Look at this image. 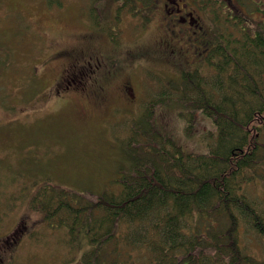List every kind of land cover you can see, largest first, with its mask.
I'll list each match as a JSON object with an SVG mask.
<instances>
[{
	"label": "rangeland",
	"instance_id": "1",
	"mask_svg": "<svg viewBox=\"0 0 264 264\" xmlns=\"http://www.w3.org/2000/svg\"><path fill=\"white\" fill-rule=\"evenodd\" d=\"M103 1L0 0V264H94L86 260L92 244L84 230L71 233L67 225L40 221L30 199L44 182L78 192L116 189V179L135 159L125 141L133 136L128 129L146 111L153 129L168 133L187 151H203L207 140L212 143L203 138L205 129L212 128L208 119L199 117L189 135L179 116V98L187 93L182 70L199 68L212 79L214 66L200 51L204 43L198 46L213 31L204 5L209 0H185L197 7L204 24L198 39L185 23L163 16L160 3L146 6L153 0H132L139 9L127 4L118 17V0L102 8ZM232 2L214 0L219 9L214 15L232 9L243 11L252 24L264 20L255 8L258 0ZM86 42L93 48L83 47V58L93 55L99 64L86 72L90 79H100L104 93H87L91 87H82L85 75L61 71L62 62L76 53L70 47ZM57 77L63 84L75 83L63 89L55 86ZM126 81L134 99L118 92ZM248 188L264 207V176ZM19 226L25 228L16 242H6ZM245 245L255 251L258 243L245 239Z\"/></svg>",
	"mask_w": 264,
	"mask_h": 264
},
{
	"label": "trees",
	"instance_id": "2",
	"mask_svg": "<svg viewBox=\"0 0 264 264\" xmlns=\"http://www.w3.org/2000/svg\"><path fill=\"white\" fill-rule=\"evenodd\" d=\"M204 5L213 21L206 60L212 79L198 69L182 72L187 93L179 116L189 135L199 117L212 123L203 134L212 138L206 150H185L153 129L146 111L129 129L133 136L125 141L135 159L116 189L78 192L44 182L31 195L40 221L84 230L92 244L87 261L264 264V207L248 188L264 176V20L253 25L236 10L214 15V0ZM255 8L264 16V0ZM245 239H255V251Z\"/></svg>",
	"mask_w": 264,
	"mask_h": 264
},
{
	"label": "flooded vegetation",
	"instance_id": "3",
	"mask_svg": "<svg viewBox=\"0 0 264 264\" xmlns=\"http://www.w3.org/2000/svg\"><path fill=\"white\" fill-rule=\"evenodd\" d=\"M155 2V3H154ZM162 2V11H163V16L165 14L170 15L168 17L169 20L175 22V23H185L188 28L192 29L196 35V38L202 37L203 36V26L199 23V14L197 11V8L195 5L190 4L188 2H185V0H154L150 5L154 7L157 3ZM154 3V4H153ZM232 11L231 9H229ZM193 12L196 14V16L193 15ZM82 37V33L79 34V38ZM93 43L92 42H86L81 46H76L72 45L70 48L72 51H76L78 53L77 55H72L73 58L69 59V62L63 61L62 62V70L65 71H73L76 70L79 74L85 75L86 76V82L83 83V87L89 86L91 88L87 89V93H104L105 91V85L102 84L100 79H90L89 78V73L86 72V70L94 66L96 71V68L99 66L97 62L93 60V55H89L87 58H83L84 56V48L83 47H88V48H93L92 47ZM208 43L203 44V46L200 48V51H207L208 50ZM62 52H69V49H64ZM201 53V52H200ZM83 58V59H82ZM74 60V61H73ZM73 61V62H72ZM83 69L85 70L84 73ZM81 77V76H80ZM100 81V82H99ZM65 80L56 79L55 81V86L60 85L64 89H69L72 85L71 83H75L74 81H67L65 84H63ZM78 83L81 84V78L78 80ZM58 92V89L56 90ZM118 92L121 93V95H124L128 99H134L136 96L132 90V87L130 85L129 81H126L124 83H121L118 89ZM1 260V257H0Z\"/></svg>",
	"mask_w": 264,
	"mask_h": 264
}]
</instances>
